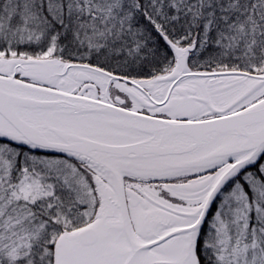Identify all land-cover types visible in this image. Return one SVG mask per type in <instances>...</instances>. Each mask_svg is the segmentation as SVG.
Listing matches in <instances>:
<instances>
[{
  "label": "snow or ice",
  "instance_id": "6c2138e0",
  "mask_svg": "<svg viewBox=\"0 0 264 264\" xmlns=\"http://www.w3.org/2000/svg\"><path fill=\"white\" fill-rule=\"evenodd\" d=\"M0 264H264V0H0Z\"/></svg>",
  "mask_w": 264,
  "mask_h": 264
}]
</instances>
